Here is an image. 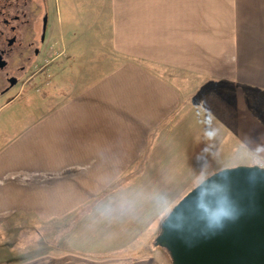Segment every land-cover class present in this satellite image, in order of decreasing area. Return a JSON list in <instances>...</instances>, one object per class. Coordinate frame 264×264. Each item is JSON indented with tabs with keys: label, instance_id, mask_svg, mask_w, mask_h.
I'll return each instance as SVG.
<instances>
[{
	"label": "crops",
	"instance_id": "obj_1",
	"mask_svg": "<svg viewBox=\"0 0 264 264\" xmlns=\"http://www.w3.org/2000/svg\"><path fill=\"white\" fill-rule=\"evenodd\" d=\"M48 1L51 39L75 44L83 67L75 87L44 112L0 99V250L35 222L74 219L84 251L97 249L94 237L107 250L116 228L135 218L131 211L156 213L159 197H178L203 170L264 167V120L249 100L244 107L245 88L258 100L264 76L244 83L235 68L234 104L223 86L196 93L198 75L224 78L230 68L216 51L197 52V37L209 36L211 25L196 19L189 0L166 9L159 0ZM211 96L230 103L197 115L199 100ZM197 140L208 147L198 151ZM115 208L127 216L119 226ZM126 237L119 242L130 243Z\"/></svg>",
	"mask_w": 264,
	"mask_h": 264
},
{
	"label": "rangeland",
	"instance_id": "obj_2",
	"mask_svg": "<svg viewBox=\"0 0 264 264\" xmlns=\"http://www.w3.org/2000/svg\"><path fill=\"white\" fill-rule=\"evenodd\" d=\"M179 2L182 0H159V4L164 5L165 9ZM189 2L195 6L196 19L204 20L205 24L211 25L208 28L211 30L209 36L197 37V52L216 51L217 54L224 57L223 61L227 64L226 68H230L224 78L198 75L196 93L211 88L216 90L217 87L223 86L222 90L228 94L229 101L231 98L230 102L234 104L235 92L240 86L237 81L233 80L235 68L241 69L244 83L250 82L251 78L255 77V73H259L256 75L257 77L264 76V0H189ZM45 50H48V54L44 59H41L37 68L38 71L29 85L25 86L24 89L19 86L13 91V93L18 94L23 90L19 96L13 95L14 97H12L13 100L18 99L22 109L28 113H31L33 109L32 113L44 112L52 103L58 101L71 88L75 87L83 67L84 60L80 57L77 58L75 44L58 43L50 38ZM235 53L239 65L235 64V60H233ZM256 92L245 88L244 107H248L246 99L249 100V107L251 108V104H253L254 109L256 108L260 113V118L264 120V92L260 91L259 101L255 98ZM3 98V100L9 101L7 96ZM229 101L227 99L220 101L215 96L206 100L203 98L199 100V105L196 106V114L205 113L203 109L213 108L220 102H222L221 104L226 102L228 105ZM201 103L206 107H201ZM223 107L222 110L225 111L230 109L229 106ZM220 125H222L223 130L226 128L225 123ZM227 125L229 126V124ZM228 135L230 136L232 133L229 131ZM199 141L197 140L196 143L198 151L208 147V145L203 146L204 143L201 142V144ZM211 150L216 151L214 146ZM246 150L249 149L244 151L245 160L251 161L252 157L249 155L251 150L248 153ZM230 153L235 154V149ZM235 159V157L229 159L228 163L237 162ZM222 165L224 163L218 166ZM197 171L199 172V169ZM214 172L216 171L213 169L203 170L195 184L183 188L178 197L167 196L166 194L159 197L160 200H163L159 201L157 211L154 214L149 211L137 214L131 211V216L135 214V218L130 223L127 222L125 226L116 228L115 243L110 244L109 249H103V244L100 242L101 240L97 241V237L91 239L93 242L95 241L91 246L95 245L97 248L93 249L95 255L98 254L97 257H93V251H84L87 246L76 241L77 236L72 234L76 228L75 219L70 220L64 226L59 223L41 226L35 222L32 228L21 229L18 242L15 245H5L0 250V254H4L3 259L8 258L9 255V258L13 257L12 259L19 258V264L25 261H32L26 264H173L167 248L156 244V237L161 232L162 223L183 196ZM115 214L117 215V222L126 216L119 209L115 211ZM97 221L102 222L103 220ZM119 224L118 222L117 225L119 226ZM94 231H99L98 227L92 230V232ZM123 235H126V238H131L130 243L119 242ZM9 248H13V251L10 252ZM80 248L84 249L78 250ZM85 254L92 256H85ZM82 255L87 259H82ZM0 264L3 263L0 261Z\"/></svg>",
	"mask_w": 264,
	"mask_h": 264
},
{
	"label": "water",
	"instance_id": "obj_3",
	"mask_svg": "<svg viewBox=\"0 0 264 264\" xmlns=\"http://www.w3.org/2000/svg\"><path fill=\"white\" fill-rule=\"evenodd\" d=\"M156 244L173 264H264V167L204 178L171 209Z\"/></svg>",
	"mask_w": 264,
	"mask_h": 264
},
{
	"label": "flooded vegetation",
	"instance_id": "obj_4",
	"mask_svg": "<svg viewBox=\"0 0 264 264\" xmlns=\"http://www.w3.org/2000/svg\"><path fill=\"white\" fill-rule=\"evenodd\" d=\"M52 14L48 0H0V99L22 94L13 91L37 73L48 54Z\"/></svg>",
	"mask_w": 264,
	"mask_h": 264
}]
</instances>
